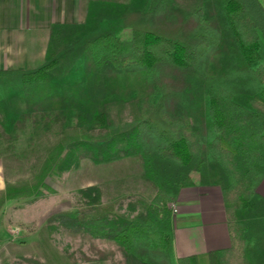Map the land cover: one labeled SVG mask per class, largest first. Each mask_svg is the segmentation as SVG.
<instances>
[{"label":"trees","instance_id":"obj_1","mask_svg":"<svg viewBox=\"0 0 264 264\" xmlns=\"http://www.w3.org/2000/svg\"><path fill=\"white\" fill-rule=\"evenodd\" d=\"M76 24L49 28L43 61L0 70V143L11 148L57 125L81 134L57 144L43 171L79 159H133L150 199L102 204L101 190L78 191L82 207L58 215L48 232L79 236L122 262L264 264V0H88ZM110 9L115 18L100 16ZM127 36L120 37L123 30ZM133 93L135 117L113 126L106 107ZM196 175V179L193 177ZM214 185L221 193L229 246L175 257L168 204L181 188ZM7 186L1 201L28 195ZM100 249L99 260L106 258ZM15 264H42L20 256Z\"/></svg>","mask_w":264,"mask_h":264},{"label":"rangeland","instance_id":"obj_2","mask_svg":"<svg viewBox=\"0 0 264 264\" xmlns=\"http://www.w3.org/2000/svg\"><path fill=\"white\" fill-rule=\"evenodd\" d=\"M145 2L130 0L126 8L141 10ZM111 13L107 8L100 16L115 18ZM127 35L125 29L120 37ZM127 97L124 102L106 107L113 126L124 125L135 117L133 93ZM73 123L74 117L64 130L58 131L55 125L47 131L41 129L39 136L31 139L29 127L11 148L0 143V264H15L20 256H32L42 264H124L120 253L107 252L109 244H96V251L79 236L48 232V222L55 216L74 214L83 206L78 191L87 186L100 188L102 204L133 195L148 200L153 194L152 187L138 175L136 162L125 156L99 164L84 157L69 170L44 172L45 161L57 144L64 145L81 134L72 128ZM193 177L196 179V175ZM7 186L30 193L1 201ZM100 249L107 253L104 260H99Z\"/></svg>","mask_w":264,"mask_h":264},{"label":"crops","instance_id":"obj_3","mask_svg":"<svg viewBox=\"0 0 264 264\" xmlns=\"http://www.w3.org/2000/svg\"><path fill=\"white\" fill-rule=\"evenodd\" d=\"M88 2L0 0V70H25L39 65L44 58L51 25L82 22ZM140 172L138 168L139 176ZM256 192L264 198V176ZM173 203L176 210L171 215L175 257L203 254L229 246L221 193L217 186L181 188ZM123 263L149 264L133 255H127Z\"/></svg>","mask_w":264,"mask_h":264},{"label":"built area","instance_id":"obj_4","mask_svg":"<svg viewBox=\"0 0 264 264\" xmlns=\"http://www.w3.org/2000/svg\"><path fill=\"white\" fill-rule=\"evenodd\" d=\"M168 208H171V211H172L173 213L176 211L173 202H171V203L168 204Z\"/></svg>","mask_w":264,"mask_h":264}]
</instances>
